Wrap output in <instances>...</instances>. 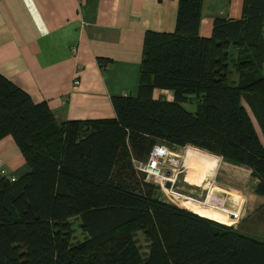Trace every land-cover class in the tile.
Instances as JSON below:
<instances>
[{
    "label": "trees",
    "instance_id": "1",
    "mask_svg": "<svg viewBox=\"0 0 264 264\" xmlns=\"http://www.w3.org/2000/svg\"><path fill=\"white\" fill-rule=\"evenodd\" d=\"M201 1L176 0L173 30L144 33L136 92L110 98L113 118L56 122L0 75V138L28 167L0 178V264H264V240L161 200L134 166L154 144L191 146L248 169L264 196V145L242 104L264 140V0L214 17L207 37Z\"/></svg>",
    "mask_w": 264,
    "mask_h": 264
},
{
    "label": "crops",
    "instance_id": "2",
    "mask_svg": "<svg viewBox=\"0 0 264 264\" xmlns=\"http://www.w3.org/2000/svg\"><path fill=\"white\" fill-rule=\"evenodd\" d=\"M240 3L202 0L198 35L209 36L214 17H239ZM175 8L176 0H0V75L45 102L56 122L113 118L110 98L136 92L144 33L172 31ZM152 97L172 95L154 88ZM0 162L6 176L28 171L9 135L0 138ZM203 215L231 223L215 208Z\"/></svg>",
    "mask_w": 264,
    "mask_h": 264
},
{
    "label": "rangeland",
    "instance_id": "3",
    "mask_svg": "<svg viewBox=\"0 0 264 264\" xmlns=\"http://www.w3.org/2000/svg\"><path fill=\"white\" fill-rule=\"evenodd\" d=\"M262 71L264 72V66ZM232 73L236 77V74L233 71ZM231 78L236 79L233 75L230 79ZM242 104L245 107L261 144L264 145L263 137L253 116L244 101H242ZM185 107L188 110H193L194 106L192 104H187ZM168 148L175 154L173 158L176 160V166L173 164H165L162 165V167L174 175L175 181L173 184V190L185 197L169 196L168 191H159L157 194L161 200L203 215V210L205 208L208 212L214 211V208L206 207L201 203L196 202L203 201L208 191V202L212 203L214 201L213 204H217L218 206L221 205L224 208H230L228 204H236L233 206L238 208L240 218H245L241 228H237L240 232L247 230V232H245L247 235L258 240H264V196L256 195L252 191L256 180L250 176L247 171L248 169L242 166L229 165L223 162L220 158L214 157L206 152H201L191 146H171ZM211 158L215 159V165L209 168L205 163H208L210 166L212 163ZM187 197L196 201H192ZM251 203H255L254 207L251 206ZM215 209L220 210L219 208ZM225 220H228L227 216L225 217ZM78 221L79 218L76 217L72 222L73 224H71V229L73 231L71 242L76 240L80 241L83 237V234L75 225V222L78 223ZM235 224L236 223L231 226H234ZM235 227H237V225ZM135 241L137 242L140 254H144L146 251V245L140 232L135 233Z\"/></svg>",
    "mask_w": 264,
    "mask_h": 264
},
{
    "label": "built area",
    "instance_id": "4",
    "mask_svg": "<svg viewBox=\"0 0 264 264\" xmlns=\"http://www.w3.org/2000/svg\"><path fill=\"white\" fill-rule=\"evenodd\" d=\"M72 50V49H71ZM73 84H77V80L73 81ZM202 152V151H201ZM175 154L165 145V144H154L145 161H136L134 162L135 168L140 171L144 175V180L150 181L153 184L157 185L160 191H168L169 196H183L182 194L175 192L173 190V184L175 181L174 175L170 173L167 169L162 167V165H175L176 160L173 158ZM215 157V156H214ZM1 165V162H0ZM184 165V164H183ZM185 166V165H184ZM168 172L166 175L165 172ZM0 175L2 177H6L8 180H14L11 176H6L5 171L0 166ZM169 182L168 187H164L165 182ZM185 197V196H183ZM192 201H196L190 197H187ZM209 192L207 191L203 201H196L201 203L202 205L210 208H219L224 214H226L228 220L231 222L230 225L237 223L239 221L240 215L239 210H231L229 208H224L223 206H218L217 204H213L214 201L208 202Z\"/></svg>",
    "mask_w": 264,
    "mask_h": 264
},
{
    "label": "water",
    "instance_id": "5",
    "mask_svg": "<svg viewBox=\"0 0 264 264\" xmlns=\"http://www.w3.org/2000/svg\"><path fill=\"white\" fill-rule=\"evenodd\" d=\"M165 174L167 175V174H168V172L166 171V172H165ZM168 186H169V182H168V181H166V182H165V184H164V187H168Z\"/></svg>",
    "mask_w": 264,
    "mask_h": 264
},
{
    "label": "bare ground",
    "instance_id": "6",
    "mask_svg": "<svg viewBox=\"0 0 264 264\" xmlns=\"http://www.w3.org/2000/svg\"><path fill=\"white\" fill-rule=\"evenodd\" d=\"M195 156V155H194ZM203 170V169H202Z\"/></svg>",
    "mask_w": 264,
    "mask_h": 264
}]
</instances>
